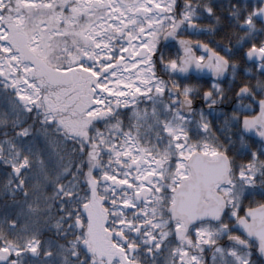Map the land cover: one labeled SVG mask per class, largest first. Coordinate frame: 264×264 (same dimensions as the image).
Segmentation results:
<instances>
[{
  "label": "snow or ice",
  "instance_id": "6c2138e0",
  "mask_svg": "<svg viewBox=\"0 0 264 264\" xmlns=\"http://www.w3.org/2000/svg\"><path fill=\"white\" fill-rule=\"evenodd\" d=\"M215 7L0 0V89L18 98L0 114L2 188L22 197L0 219V264H208L206 251L211 264H255L254 249L264 258V0L223 6L232 47L181 38L216 34L203 24L220 23ZM240 53L256 83L238 84L230 113L217 110L219 83L194 110L196 89L165 79H235ZM210 117L223 119L224 143Z\"/></svg>",
  "mask_w": 264,
  "mask_h": 264
},
{
  "label": "flooded vegetation",
  "instance_id": "af4514ba",
  "mask_svg": "<svg viewBox=\"0 0 264 264\" xmlns=\"http://www.w3.org/2000/svg\"><path fill=\"white\" fill-rule=\"evenodd\" d=\"M177 5H180V3H177ZM177 11H179L178 8ZM195 37H196L195 35L186 33L181 38L196 41ZM172 44L175 46L172 49V52L175 53V51L177 50V42L175 41ZM197 54L199 55L202 53L197 52ZM221 54L223 55L224 53L221 52ZM236 60L239 63V67L237 69V74L235 79H232L231 76L229 75L217 81L213 77H199L195 73H191V79H184L182 75H169V76H165V79L169 80L170 82L175 81L180 87L187 85V86H193L196 89L199 95L193 94L192 108L194 110H199L205 107L204 102L201 99L203 92L212 90V85L214 83H219L220 88L223 90V95L226 98L224 99L222 104L217 106V110L224 113H230L235 103L237 102L235 93L238 91V84L242 80H247L252 85L256 83V79H253L245 75L244 69L245 67H250V65L245 64L242 57V53L238 54ZM253 75H256L255 70H253ZM209 119L212 120L211 117ZM211 127L215 135L219 137L222 143H224L225 142L224 135H222L221 132L218 130L223 128V119L221 118L220 120H212ZM194 132H195V125H190L189 135L193 136ZM225 135H231V133H226ZM232 139L234 142L236 141L235 136H232ZM254 139L257 142L253 145V151H255L260 146L258 143V138H254ZM249 143H252V141H249ZM235 149H239L238 143L235 144ZM232 154L233 155L235 154V150L233 151ZM240 162H244V159L241 158ZM252 199L260 200L261 197L259 195H256L255 197H249V199L245 201V205L250 203ZM204 256L206 261H208V264H211V259H210L211 253L206 251L204 253ZM252 260L255 262V264H264V258H262L255 249L253 250Z\"/></svg>",
  "mask_w": 264,
  "mask_h": 264
},
{
  "label": "trees",
  "instance_id": "16d2710c",
  "mask_svg": "<svg viewBox=\"0 0 264 264\" xmlns=\"http://www.w3.org/2000/svg\"><path fill=\"white\" fill-rule=\"evenodd\" d=\"M182 2H183V0H177V3L181 4ZM204 2L211 3L214 6H219V7H215V11H216L217 15L221 16V20H220L219 24H216L213 20H204L203 21L204 26H207L208 24H212L218 31L216 34H212V35L196 36L195 39L199 40L203 43L209 44L210 47L216 48L217 51H220V49L217 48V44H219V43L228 44L230 47H232V45L235 44V40L232 41V44H229V41L225 40L223 38L224 32L228 30V28H227L228 22L225 19V16L227 15V11L223 6L228 3V0H204ZM178 10H179V7H178ZM6 91L10 92L11 90L10 89H8V90L0 89V114L10 112L11 101L14 99H18L17 97L6 96L5 95ZM128 118H130L129 113H127V116H125L122 112L120 119L124 122L125 125L128 123ZM6 130L7 129L0 126V139L4 138L2 134ZM102 130H103V128H102ZM66 150H67V153L69 154V156L73 155L71 143H69L66 146ZM101 156H102V159H104V160L107 159V157L103 156V154H101ZM5 182H6L5 169L3 166H0V219H2L6 213L8 215L15 216V214L20 211V209L15 207V205L17 202L22 200V197H20V196H17L15 199H13V197L10 194H5V192L2 188V185ZM46 194L51 195L50 192H47ZM33 200H35V197H33ZM30 203H31V201H30ZM40 206L43 207L42 201H41ZM50 211L52 213H55L54 208H51ZM45 219H47V217H44L43 215L32 216L29 218V222H35L37 220L43 221ZM22 222H23V218H22ZM39 226L42 228L43 227L42 223ZM43 238L44 239L54 238V234L50 231H45Z\"/></svg>",
  "mask_w": 264,
  "mask_h": 264
},
{
  "label": "water",
  "instance_id": "95a60500",
  "mask_svg": "<svg viewBox=\"0 0 264 264\" xmlns=\"http://www.w3.org/2000/svg\"><path fill=\"white\" fill-rule=\"evenodd\" d=\"M173 42H175V41H171V43H173ZM163 43V42H162ZM179 48V45H178V43H177V49ZM197 76H199V77H212L210 74H208V75H205L204 73H200V74H197Z\"/></svg>",
  "mask_w": 264,
  "mask_h": 264
},
{
  "label": "rangeland",
  "instance_id": "374dc122",
  "mask_svg": "<svg viewBox=\"0 0 264 264\" xmlns=\"http://www.w3.org/2000/svg\"><path fill=\"white\" fill-rule=\"evenodd\" d=\"M165 99H166V97H165ZM129 115L131 116V113H129ZM134 123V122H133Z\"/></svg>",
  "mask_w": 264,
  "mask_h": 264
}]
</instances>
